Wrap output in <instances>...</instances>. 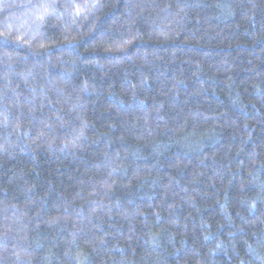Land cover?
Segmentation results:
<instances>
[{
	"label": "trees",
	"instance_id": "1",
	"mask_svg": "<svg viewBox=\"0 0 264 264\" xmlns=\"http://www.w3.org/2000/svg\"><path fill=\"white\" fill-rule=\"evenodd\" d=\"M0 264H264V0H0Z\"/></svg>",
	"mask_w": 264,
	"mask_h": 264
}]
</instances>
